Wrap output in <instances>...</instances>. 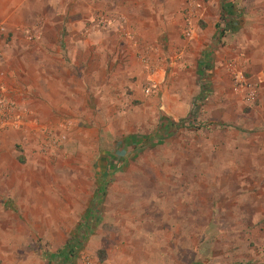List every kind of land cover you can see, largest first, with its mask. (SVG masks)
Returning a JSON list of instances; mask_svg holds the SVG:
<instances>
[{
  "label": "rangeland",
  "instance_id": "1",
  "mask_svg": "<svg viewBox=\"0 0 264 264\" xmlns=\"http://www.w3.org/2000/svg\"><path fill=\"white\" fill-rule=\"evenodd\" d=\"M254 39L264 0H0V264H264Z\"/></svg>",
  "mask_w": 264,
  "mask_h": 264
},
{
  "label": "crops",
  "instance_id": "2",
  "mask_svg": "<svg viewBox=\"0 0 264 264\" xmlns=\"http://www.w3.org/2000/svg\"><path fill=\"white\" fill-rule=\"evenodd\" d=\"M168 31L173 33V27L168 26ZM252 46L257 48L252 51L250 54V58L253 61V79L258 82L260 86V99H259V106L256 109V120L253 122V126L255 128L254 133V141L260 145H264V41L253 40ZM255 142V143H256ZM264 151V150H262ZM264 153V152H263Z\"/></svg>",
  "mask_w": 264,
  "mask_h": 264
},
{
  "label": "built area",
  "instance_id": "3",
  "mask_svg": "<svg viewBox=\"0 0 264 264\" xmlns=\"http://www.w3.org/2000/svg\"><path fill=\"white\" fill-rule=\"evenodd\" d=\"M191 15L188 13L187 19V30H185V35L191 37L193 33ZM4 61V54L0 48V63ZM237 91L243 87H247V81L243 75H237ZM239 88V89H238ZM252 95V94H251ZM22 125L21 117L15 112V105L11 100L0 99V133L5 131L7 128H18Z\"/></svg>",
  "mask_w": 264,
  "mask_h": 264
},
{
  "label": "trees",
  "instance_id": "4",
  "mask_svg": "<svg viewBox=\"0 0 264 264\" xmlns=\"http://www.w3.org/2000/svg\"><path fill=\"white\" fill-rule=\"evenodd\" d=\"M176 124L173 122L171 123V126H175ZM19 162L20 163H25V158L23 156L19 157Z\"/></svg>",
  "mask_w": 264,
  "mask_h": 264
}]
</instances>
